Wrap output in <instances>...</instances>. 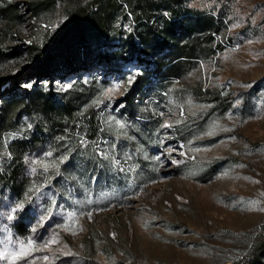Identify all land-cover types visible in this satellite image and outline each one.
Returning <instances> with one entry per match:
<instances>
[{
	"label": "rangeland",
	"instance_id": "1",
	"mask_svg": "<svg viewBox=\"0 0 264 264\" xmlns=\"http://www.w3.org/2000/svg\"><path fill=\"white\" fill-rule=\"evenodd\" d=\"M82 1L0 0V77ZM176 1L211 18L195 54L167 74L131 61L44 82L81 109L48 126L18 183L9 144L42 115L0 98V264H233L264 239V0Z\"/></svg>",
	"mask_w": 264,
	"mask_h": 264
},
{
	"label": "trees",
	"instance_id": "2",
	"mask_svg": "<svg viewBox=\"0 0 264 264\" xmlns=\"http://www.w3.org/2000/svg\"><path fill=\"white\" fill-rule=\"evenodd\" d=\"M55 1L49 0L48 7ZM175 2L84 0L76 3L43 46L29 47V60L20 70L0 77V98L7 101L8 107L23 105L22 112L27 113L28 106L39 103L37 108L42 115V125H35L24 140L9 144L12 161L7 180L18 183L24 176L27 154L44 147L51 137L49 125L51 129L62 126L80 112L79 100L70 98L57 105L45 100L44 82L51 86L55 80L98 68L108 74H119L131 61L143 65L146 71L153 65L155 72L167 74L181 64L185 54H195L198 34L211 33L208 29L212 27L211 18L181 9ZM126 22L133 24L129 31L123 29ZM139 87L138 81L131 92L132 99ZM16 229L23 236L28 233L22 220L16 223ZM263 261L264 239L253 246L243 263L233 264Z\"/></svg>",
	"mask_w": 264,
	"mask_h": 264
},
{
	"label": "snow or ice",
	"instance_id": "3",
	"mask_svg": "<svg viewBox=\"0 0 264 264\" xmlns=\"http://www.w3.org/2000/svg\"><path fill=\"white\" fill-rule=\"evenodd\" d=\"M132 79H133V78L130 77V80H129L130 83H131ZM26 87H31V85H26ZM115 91H116V89H109V90H108V93H109V94H110V93H114ZM166 126H167V125H166ZM29 127H31V125H29ZM121 127H123V125H121ZM48 155H51V154L49 153ZM26 159H27V158H26ZM33 171H34V169H33ZM29 191L31 192L32 189L30 188ZM37 191H39V189H37ZM17 208H23V204H22V203L18 204L16 208H13V209H12V211H13V212L16 211ZM89 215H91V214H89ZM8 219H13V217H12L11 215H9V216H8ZM16 258H17V254L13 253V254H12V264H14Z\"/></svg>",
	"mask_w": 264,
	"mask_h": 264
}]
</instances>
